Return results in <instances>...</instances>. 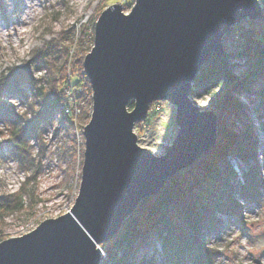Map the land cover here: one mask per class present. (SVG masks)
I'll use <instances>...</instances> for the list:
<instances>
[{
	"label": "rangeland",
	"instance_id": "1",
	"mask_svg": "<svg viewBox=\"0 0 264 264\" xmlns=\"http://www.w3.org/2000/svg\"><path fill=\"white\" fill-rule=\"evenodd\" d=\"M133 2L0 0V103L12 111L8 115L10 120L7 117L0 121V197L10 201L11 205L0 210V240L30 231L41 220L65 213L74 203L84 159L83 127L89 121L93 105V88L84 71L83 59L93 46L94 24L100 12L119 3L128 13ZM259 3L261 14L258 17L232 24L222 37L227 69L233 73L243 72L250 61L245 54L237 55L236 52L253 51L256 46L254 38L264 40V0H259ZM246 20L249 23L241 27L240 23ZM28 60L30 73L20 72ZM79 71L83 73L81 77L76 75ZM198 72L191 81V89ZM21 74L32 75L47 94L53 85L56 92L61 91V112L70 119L65 120L60 111H53L33 137L23 134L15 140L12 133L19 127L30 125L34 110H40L42 102L26 82L20 81ZM16 81L21 84L19 88L15 87ZM72 87L84 93L79 96L76 91L72 99ZM190 93L192 103L202 111H212L217 121L216 139L199 157L209 154L210 149L224 140L220 136L226 133L236 135L251 131L258 141L257 148L261 145L262 134L256 119L264 110V72L245 91L235 93L222 86L210 92L199 88L195 96ZM230 101L232 104H228ZM129 102H132L131 106ZM133 106V100H129L126 105L128 111ZM175 116L176 105L170 101H151L145 117L133 124L136 143L154 155L163 154L177 134ZM259 149L257 162L252 157L241 158L234 152H227L225 159L221 160L233 170L234 178L239 182L245 175L241 168L247 171L251 166L256 169L258 179L255 178L247 193L241 191L243 187H235L232 197L238 204L239 213L233 212L231 205L232 208L227 207L231 212L217 210L210 219L211 230L205 232V242L216 253L212 264H264V158ZM242 192L247 194L246 199ZM15 198L18 206L12 207ZM157 228L164 231L160 224ZM103 243L97 244L101 264L109 258ZM138 251L140 256L152 255L157 263L163 260L161 235L156 232L147 234Z\"/></svg>",
	"mask_w": 264,
	"mask_h": 264
},
{
	"label": "water",
	"instance_id": "2",
	"mask_svg": "<svg viewBox=\"0 0 264 264\" xmlns=\"http://www.w3.org/2000/svg\"><path fill=\"white\" fill-rule=\"evenodd\" d=\"M260 14L259 0H134L128 13L119 3L104 8L83 59L93 105L78 194L65 213L0 240V264H101L97 244L214 143L216 115L192 103L191 81L224 54L222 37L232 24ZM22 71L30 73L29 60ZM157 99L176 105L178 125L161 155L138 145L132 130Z\"/></svg>",
	"mask_w": 264,
	"mask_h": 264
},
{
	"label": "trees",
	"instance_id": "3",
	"mask_svg": "<svg viewBox=\"0 0 264 264\" xmlns=\"http://www.w3.org/2000/svg\"><path fill=\"white\" fill-rule=\"evenodd\" d=\"M254 39L256 46L253 51L247 49L237 52L238 55L245 54L250 58L243 72L233 73L227 69L226 54L213 56L196 75L190 94L195 96L199 88L210 92L222 86L235 93L248 90L256 77L264 72V40ZM81 74V71L76 73L77 77H81ZM21 75L20 81L26 82L42 102L41 109L34 110L30 125H26V128L19 127L12 133L15 140H19L23 134L28 138L33 137L43 121L53 111L61 112L63 105L61 91L56 92L54 85L47 94L43 85L38 84L32 75ZM17 81L15 87L19 88L21 84ZM228 104H232L231 101ZM131 105L132 102H129V106ZM11 112L4 103H0V121L7 117L10 120L8 115L12 114ZM61 117L69 120L62 112ZM256 123L262 134V142L258 148L264 158V110L257 115ZM251 134V131H248L236 135H221L224 140L210 149L209 154L202 155L189 168H184L170 177L157 194L143 198L123 221L117 233L103 243L109 258L102 264H212L216 253L205 242V232L211 230L210 219L217 210L231 212L230 208L233 207V212L239 213L238 204L232 197L235 187H243L241 191L247 193L258 176L254 166H251L249 170L242 171L245 174L244 180L239 182L234 178L233 170L222 163V158L227 152H234L241 158L252 157L257 162L258 141H255ZM187 170L189 173H186ZM242 195L246 199L247 194L242 192ZM8 198L10 200V196ZM9 202L0 197V210L10 208ZM17 204L15 198L12 207H17ZM203 223L205 226H202ZM157 224H160L164 231L158 229ZM151 232L161 235L164 259L159 261L160 263H157V259L152 255L140 256L138 251L145 236Z\"/></svg>",
	"mask_w": 264,
	"mask_h": 264
},
{
	"label": "built area",
	"instance_id": "4",
	"mask_svg": "<svg viewBox=\"0 0 264 264\" xmlns=\"http://www.w3.org/2000/svg\"><path fill=\"white\" fill-rule=\"evenodd\" d=\"M248 23H249V20H246L245 23H242V22H241L240 25H241V27H243V24L246 26ZM71 84H73V83H72V79H71ZM74 87H75V86H74ZM74 87H72V88L70 89V90L72 91V93H71V98H72V99H74V97H75V92H76V91H77V95H78V89L75 90ZM101 253H102V255H103V251H102Z\"/></svg>",
	"mask_w": 264,
	"mask_h": 264
},
{
	"label": "bare ground",
	"instance_id": "5",
	"mask_svg": "<svg viewBox=\"0 0 264 264\" xmlns=\"http://www.w3.org/2000/svg\"><path fill=\"white\" fill-rule=\"evenodd\" d=\"M236 54H237V52H236ZM237 55H238V54H237ZM77 85H78V84H77ZM78 89H79V88H78ZM79 91H82V93H81V94H79V92H78V95H79V96H81V95H82L84 92H83V90H81V89H79ZM69 119H70V118H69ZM243 169H244V168H241V170H240V171H243Z\"/></svg>",
	"mask_w": 264,
	"mask_h": 264
}]
</instances>
